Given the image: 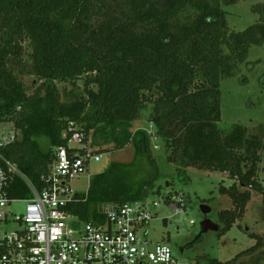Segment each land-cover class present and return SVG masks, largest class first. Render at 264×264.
Returning a JSON list of instances; mask_svg holds the SVG:
<instances>
[{
  "label": "trees",
  "instance_id": "obj_1",
  "mask_svg": "<svg viewBox=\"0 0 264 264\" xmlns=\"http://www.w3.org/2000/svg\"><path fill=\"white\" fill-rule=\"evenodd\" d=\"M241 1L0 0V124L16 131L4 157L41 192L55 149L68 148L63 133L71 122L85 134L88 149L90 137L94 147L111 144L113 151L133 146L132 163H112L67 207L80 221L103 223L102 206L161 194L155 190L160 172L152 153L153 139L160 140L167 162L181 175L189 168L229 175L233 184L221 185L219 193L233 209L218 218L219 235L228 234L244 219L252 192H264L258 179L264 124L256 135L240 125L229 132L219 128L222 81L237 75L252 46L264 45V5L254 8L260 15L256 24L243 32L229 30L223 7ZM26 76L41 82L32 94ZM81 79L83 93L59 89V84L77 89ZM147 113L154 132L133 133V124ZM100 136L103 143L97 144ZM143 161L154 173L140 179ZM10 193L32 196L19 176ZM254 237L257 244L232 261L202 257L196 264H232L263 247Z\"/></svg>",
  "mask_w": 264,
  "mask_h": 264
},
{
  "label": "built area",
  "instance_id": "obj_2",
  "mask_svg": "<svg viewBox=\"0 0 264 264\" xmlns=\"http://www.w3.org/2000/svg\"><path fill=\"white\" fill-rule=\"evenodd\" d=\"M15 132L12 137L0 134V264H196L178 258L169 244L150 236L152 221L169 223L188 210L183 192L170 191L159 201L110 203L101 207L103 223L80 221L67 211L77 196L71 183L102 155L87 148L85 134L71 122L63 133L71 150L55 149V161L43 179L46 186L39 192L2 153L15 141ZM15 176L27 182L31 198L11 197ZM18 205H24L21 213L13 210ZM161 208L170 215L157 216Z\"/></svg>",
  "mask_w": 264,
  "mask_h": 264
},
{
  "label": "rangeland",
  "instance_id": "obj_3",
  "mask_svg": "<svg viewBox=\"0 0 264 264\" xmlns=\"http://www.w3.org/2000/svg\"><path fill=\"white\" fill-rule=\"evenodd\" d=\"M257 5H264V0H243L234 6H224L229 30L243 32L256 24L260 18V15L254 12ZM26 49L25 58L28 61L31 50L27 45ZM24 83L30 94L36 91L41 84L34 76H26ZM77 86V89H74L71 84H59V89L63 93L72 90L76 93H83L84 79L79 80ZM221 113L222 120L219 128L222 131L229 132L234 126L240 125L248 128L249 135L260 134L261 124H264V45L252 46L247 61L240 65L237 75L222 81ZM148 116L147 113L142 121L135 122L131 131L134 133L138 129H146L152 134L154 129L148 122ZM14 132V127L11 125L0 126V134L5 137H12ZM96 140L97 144L103 143L101 136ZM89 141V149L93 152L99 149L111 151L103 153L100 162H92L88 172L71 183L72 189L78 195L87 194L91 178L105 172L112 163L129 164L134 161L135 157L133 146L113 151L111 144L94 147L93 137H90ZM152 153L160 172V179L156 183L155 190L159 188L161 194L152 196L151 200L159 201L164 194L170 191L183 192L188 198V210L171 220L167 228L163 227L161 220L150 223V236L154 242L169 244L173 253L182 260L197 263L202 257H211L227 262L254 247L258 242L254 236H258L263 241V247L253 254H243L232 264H264V192L262 194L252 192V200L247 207L244 219L237 222L228 234L222 237L219 232L214 231L202 234L201 224L206 218L200 210L202 205L211 209L207 218L220 227L222 225L218 219L219 213L233 209L231 200L219 193L221 185L229 187L233 184L229 175L194 168L187 169L186 174L181 175L176 165L167 162V153L160 140L153 139ZM138 167L140 179L147 178L154 173V169L146 161L141 162ZM258 179L264 187V154H262ZM23 207L24 205H18L13 210L21 213ZM158 213L160 216L170 215V212L164 208L159 209ZM191 221L195 224L191 225Z\"/></svg>",
  "mask_w": 264,
  "mask_h": 264
},
{
  "label": "water",
  "instance_id": "obj_4",
  "mask_svg": "<svg viewBox=\"0 0 264 264\" xmlns=\"http://www.w3.org/2000/svg\"><path fill=\"white\" fill-rule=\"evenodd\" d=\"M167 186H168V185H167ZM200 210H201V212L203 213V215L206 217V218L203 220L202 224H201V226H202V234H203V233H207V232H209V231L219 232V231H220V225L213 223L212 221H210V220L207 218V216L211 213V209H210L208 206H206V205H202V206L200 207ZM159 215H160V214L158 213L157 216H159ZM168 226H169L168 220H167V219H164V220H163V227H164V228H167ZM177 230H179L178 227H177ZM181 252L183 253L184 250L182 249Z\"/></svg>",
  "mask_w": 264,
  "mask_h": 264
}]
</instances>
